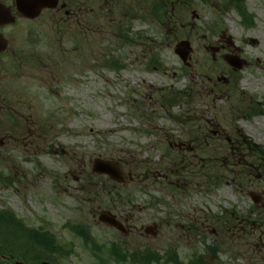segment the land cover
I'll return each instance as SVG.
<instances>
[{
    "label": "rangeland",
    "instance_id": "rangeland-1",
    "mask_svg": "<svg viewBox=\"0 0 264 264\" xmlns=\"http://www.w3.org/2000/svg\"><path fill=\"white\" fill-rule=\"evenodd\" d=\"M85 1L69 20L54 12L9 31L0 173L12 179L0 180V208L62 251L22 248L28 233L1 222L0 264H41L33 247L54 264H141L129 255L148 248L180 264H264V0L170 4L167 23L148 15L153 0ZM97 158L122 182L95 173ZM102 210L128 234L102 223Z\"/></svg>",
    "mask_w": 264,
    "mask_h": 264
},
{
    "label": "flooded vegetation",
    "instance_id": "flooded-vegetation-1",
    "mask_svg": "<svg viewBox=\"0 0 264 264\" xmlns=\"http://www.w3.org/2000/svg\"><path fill=\"white\" fill-rule=\"evenodd\" d=\"M17 0H5L2 1L5 3V5L9 8V10H11L13 17L15 18L14 23H3L0 24V34L3 36V38H5L7 40L8 46L6 48V50H4V52L0 53V62L2 61V59L5 57V55H9V35H11L10 29L17 23H23L25 21L27 22H35L36 19L50 14V13H57V15H60V19L63 20V18H65L66 20H69V17L73 16L75 14L76 11L79 10H85L88 9L87 4L88 2L85 0H60L59 4L57 5L56 8H45L42 10L40 16L36 17V19H30L27 16H24L23 13H21L19 10H17ZM157 2H159L160 4H163V13L165 15V19L169 20V19H175L171 14H170V8L169 5H178L181 4L183 7H186V9L189 7L190 5V1L191 0H155ZM77 6V9H74L73 7ZM183 9V8H182ZM184 15L181 16L180 18H184V16L186 17L187 13L186 12H181ZM63 14V16H62ZM179 19V18H178ZM226 81L229 82V80L227 79ZM13 95V87H12V76H11V65H10V60L9 63H0V109H5L7 108V100L10 99L9 97H11ZM9 109H12V111L15 113V109H14V101L9 102L8 104ZM11 115H14L11 112ZM117 215V218L123 222V224L125 225L124 220L122 219V216L115 213ZM149 230H147L148 232Z\"/></svg>",
    "mask_w": 264,
    "mask_h": 264
},
{
    "label": "trees",
    "instance_id": "trees-1",
    "mask_svg": "<svg viewBox=\"0 0 264 264\" xmlns=\"http://www.w3.org/2000/svg\"><path fill=\"white\" fill-rule=\"evenodd\" d=\"M241 12L244 14L246 11L244 9L241 10ZM246 14V13H245ZM249 148H253V143H249L248 144ZM1 222H4L5 225V228L6 230H9V231H12V224L16 223L17 224V227L19 230H22V234L25 233V231L28 233V235L31 237L29 242L28 240L24 241V243L21 244L22 248H27L29 249L30 251V247L33 246L34 244H38L39 245H42L43 243L47 244L49 247H50V250L52 253H56L59 248L58 245L55 246V239L53 238V236L49 233V232H43L41 230H38V229H31V228H28L26 227L24 224H22V222L17 219L14 215V213L12 211H8V210H0V223ZM14 229V227H13ZM79 231V234H81L82 236L86 237V234L84 231H81V230H78ZM88 239V238H87ZM6 241L3 240L2 243H5V244H9L11 245V242L12 241H9L10 239L7 238L5 239ZM35 241V242H34ZM34 242V243H33ZM33 243V244H31ZM6 246V245H5ZM52 246H54L55 248L53 249ZM8 247V246H6ZM7 249V248H5ZM32 250H35L34 247L32 248ZM35 251H31L32 254H34V260H44V259H51L49 257H42L41 253L37 252V253H34ZM58 251H61V250H58ZM112 254L115 255L116 258H119V259H124L125 257H128L127 253H123L122 251L119 250L118 247H114L112 248ZM129 257L131 259H133V261H138L139 263L141 264H151V263H154L155 261H165L167 262L168 260L171 259L170 262H174L175 264H180V259H179V256L175 253V252H170V253H167V255H164L162 256L160 253L158 252H134V253H130ZM31 259V258H30ZM25 260L27 261L28 259L25 258ZM170 262H167V263H170ZM166 263V264H167ZM188 264H207V262L205 261L204 257L203 256H200V257H194L192 258Z\"/></svg>",
    "mask_w": 264,
    "mask_h": 264
},
{
    "label": "water",
    "instance_id": "water-1",
    "mask_svg": "<svg viewBox=\"0 0 264 264\" xmlns=\"http://www.w3.org/2000/svg\"><path fill=\"white\" fill-rule=\"evenodd\" d=\"M59 0H18V9L21 10L24 14H28L31 17H36L37 14L40 12V8L43 6H56ZM6 13L9 14V11L6 10L3 4H0V23L6 22ZM9 18V15H8ZM12 20V19H10ZM180 45L186 47V51H177L182 58L186 59L185 56L191 51V46L188 41H183ZM7 47V43L3 40L0 36V51H4ZM230 64L233 66H237L241 68V62L239 60H229ZM94 171H99L100 173H107L109 174L114 180L120 181L121 173L114 167H110L109 164H106L104 161L97 159L94 166ZM100 220L109 224L110 226L113 225L120 228L118 222L116 221L115 215L111 212L104 211L100 214ZM16 264H22L21 262H17ZM43 264H51L50 262H46Z\"/></svg>",
    "mask_w": 264,
    "mask_h": 264
}]
</instances>
